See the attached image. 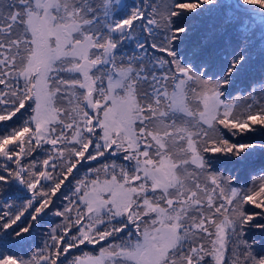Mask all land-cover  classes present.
I'll use <instances>...</instances> for the list:
<instances>
[{"label":"snow or ice","instance_id":"6c2138e0","mask_svg":"<svg viewBox=\"0 0 264 264\" xmlns=\"http://www.w3.org/2000/svg\"><path fill=\"white\" fill-rule=\"evenodd\" d=\"M0 264H264V0H0Z\"/></svg>","mask_w":264,"mask_h":264},{"label":"trees","instance_id":"16d2710c","mask_svg":"<svg viewBox=\"0 0 264 264\" xmlns=\"http://www.w3.org/2000/svg\"><path fill=\"white\" fill-rule=\"evenodd\" d=\"M260 75V60L259 58H255L254 59V62H253V68L251 70V72L248 74V77L246 79H253V78H258ZM92 166H95V165H92ZM84 169V171L86 170L85 168H81L80 171L78 173H75V176L77 177L81 171ZM74 184V183H73ZM72 188V184H69L67 187H65L63 189V191L65 192V194H70V190ZM59 202V201H58ZM40 237L37 236L36 237V241H35V244H39L40 243ZM88 247L90 248H93L95 249L93 246L89 245ZM80 254V252H77ZM72 255H78V254H75L74 252L72 253Z\"/></svg>","mask_w":264,"mask_h":264},{"label":"rangeland","instance_id":"374dc122","mask_svg":"<svg viewBox=\"0 0 264 264\" xmlns=\"http://www.w3.org/2000/svg\"><path fill=\"white\" fill-rule=\"evenodd\" d=\"M86 171V170H85ZM84 169L81 171V173L76 177L77 180L81 179L84 176L85 173ZM73 183H75V181H73ZM83 251H87V252H91L92 254H97L98 253V248H90V247H84ZM75 254H79L77 253L78 251H73Z\"/></svg>","mask_w":264,"mask_h":264}]
</instances>
